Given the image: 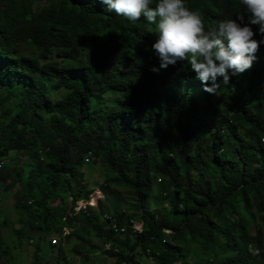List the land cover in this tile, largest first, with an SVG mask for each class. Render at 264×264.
I'll list each match as a JSON object with an SVG mask.
<instances>
[{
  "label": "trees",
  "instance_id": "trees-1",
  "mask_svg": "<svg viewBox=\"0 0 264 264\" xmlns=\"http://www.w3.org/2000/svg\"><path fill=\"white\" fill-rule=\"evenodd\" d=\"M185 5L206 27L247 23L242 0ZM106 9L0 0V264H19V252L41 264L44 243L58 264L65 248L51 236L78 264H264V44L210 94L185 62L160 69L154 26ZM100 163L109 174L87 183ZM95 189L109 215L75 210ZM122 189L132 206L121 207Z\"/></svg>",
  "mask_w": 264,
  "mask_h": 264
},
{
  "label": "clouds",
  "instance_id": "clouds-1",
  "mask_svg": "<svg viewBox=\"0 0 264 264\" xmlns=\"http://www.w3.org/2000/svg\"><path fill=\"white\" fill-rule=\"evenodd\" d=\"M99 2L107 6L109 13L132 22L143 18L154 26L157 39L151 49L159 60L160 69L185 62L202 84L211 81V87L204 88L210 94H215L219 88L218 77L227 85L229 71L238 75L250 69L259 46L264 44V39L254 38L256 33L252 29L256 26L264 36V0H242L248 13L247 23L244 15H237L236 19L226 17L207 27L202 15L186 7L185 0ZM152 71L158 72V69Z\"/></svg>",
  "mask_w": 264,
  "mask_h": 264
},
{
  "label": "rangeland",
  "instance_id": "rangeland-1",
  "mask_svg": "<svg viewBox=\"0 0 264 264\" xmlns=\"http://www.w3.org/2000/svg\"><path fill=\"white\" fill-rule=\"evenodd\" d=\"M11 111L10 110H6L5 114H10ZM241 133L244 135L245 134V130H242ZM88 171L87 172V176L88 179H86L85 181H87V183L92 184L93 182H95L96 180L99 179H103V177H105V175L107 176L109 174V171L107 170V167L103 165V163L96 165L94 168L93 167H88ZM158 183V180H154L153 181V185H156ZM19 187L15 188L13 190V192L11 194H9L7 196L8 203L6 208L7 209H12V196L14 194V192L18 189ZM116 195L120 198V201L122 203L121 207H127V206H132L133 205V197L131 195V193L125 189L122 190H117ZM153 203V202H152ZM88 205V206H87ZM153 206H156L155 203H153ZM164 206H166V203H164ZM77 209L78 207H89V209L91 211H97L103 215H109V213L113 210V207H111L106 201H104V195L102 194V192L99 189H95L93 190V192L89 195V197L86 199V201H80L77 204ZM22 214V213H21ZM20 214V215H21ZM7 216H9V218L11 219V223H16V218H17V214L16 211L14 210H9L8 214H6ZM23 219H25V215L22 214L21 215ZM136 224V223H135ZM136 226L137 230H141V227L138 228V224L134 225ZM1 234L4 240L9 239V228L8 225H5L3 227H1ZM52 238H55V242L54 244L50 243L51 245L56 246L57 244H64V248H65V254H66V259L59 260L58 264H78V259L77 258H69V246H67L65 243H62V241H60L59 236H51ZM89 241L91 244L97 246L98 248H100L101 244L99 243V241L94 237V236H90ZM27 249L30 251L31 248L27 247ZM42 253H45L47 255V257L50 256V254H47L50 250H49V246L47 245V243L42 244ZM17 253V252H16ZM15 253V254H16ZM45 257L44 259L42 258L40 260L41 264H44L45 261L49 264H51L53 261H56L55 258H47ZM89 260H91L90 262H93V258L92 256L89 257ZM17 261L19 264H30L32 262V259L29 255L23 254L22 252L17 253Z\"/></svg>",
  "mask_w": 264,
  "mask_h": 264
},
{
  "label": "built area",
  "instance_id": "built-area-1",
  "mask_svg": "<svg viewBox=\"0 0 264 264\" xmlns=\"http://www.w3.org/2000/svg\"><path fill=\"white\" fill-rule=\"evenodd\" d=\"M78 209H79V207H78ZM78 209H77V207L75 208L76 211H77ZM134 225H136V224L133 223V225H132V229H133L135 232H139V233H141L142 230H143V226H142V225H139V226H141V230H137V229H136V226H134ZM122 232H124V230H122ZM65 234H68V232L65 231V232L63 233V236H64ZM55 241H56L55 238H52V237L50 238V243L54 244V243H56ZM105 249H106V250H109V249H110V244H106V245H105ZM263 249H264V243H263ZM250 251H251V252H254L255 254H259V253L261 252V250H260L259 248H254V247H250Z\"/></svg>",
  "mask_w": 264,
  "mask_h": 264
},
{
  "label": "bare ground",
  "instance_id": "bare-ground-1",
  "mask_svg": "<svg viewBox=\"0 0 264 264\" xmlns=\"http://www.w3.org/2000/svg\"><path fill=\"white\" fill-rule=\"evenodd\" d=\"M141 226L138 225V228H140Z\"/></svg>",
  "mask_w": 264,
  "mask_h": 264
}]
</instances>
